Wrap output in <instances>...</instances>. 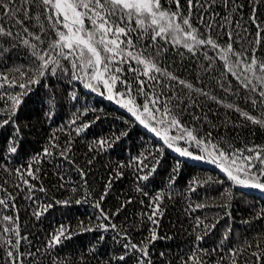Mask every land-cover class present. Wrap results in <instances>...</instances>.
Returning <instances> with one entry per match:
<instances>
[{
	"label": "snow or ice",
	"instance_id": "6c2138e0",
	"mask_svg": "<svg viewBox=\"0 0 264 264\" xmlns=\"http://www.w3.org/2000/svg\"><path fill=\"white\" fill-rule=\"evenodd\" d=\"M217 8L221 11H213ZM262 9L264 0H0V65L8 69L0 71V161L19 159L26 135L35 129L32 120L25 121L23 116H35L42 128L50 130L41 136L39 151L22 163L13 167L0 164L13 177L12 187L23 189L26 199L34 203L33 215L38 218L54 205L90 202L93 216L88 217L87 225L79 220L76 226L80 232H101L88 251L95 254L109 232L115 234L113 243L119 246L99 264H153L150 245L159 238L158 217L163 215L166 190L170 197L189 161H203L214 166L219 176L189 180L188 192L218 184L223 189L220 203L211 206L220 212L210 217L188 213L194 243L181 264H208L209 251L220 253L215 264H239L240 257L253 248V264H259L264 259V229L254 242L232 246L236 239L232 205L233 186L264 191V143L236 147L227 129L244 123L264 129V11L258 15ZM17 60L25 63L17 64ZM186 65L192 69L191 77L185 75ZM93 94L114 106L115 123L107 133L85 140L92 156L85 158L86 165L90 168L100 155L115 151L128 140L139 139L142 146L134 155L129 147L125 159L110 160L99 191L89 184V171L72 157L74 142L87 137L101 115H109L104 106L88 102ZM209 103L235 112L239 119L225 116L213 123L210 117L218 113L208 108ZM64 107L70 110L69 118L58 121ZM89 113L92 119H82ZM220 127L225 134L218 132ZM47 160L71 162L81 177L77 185L71 176L65 179V171L58 170L60 186L69 195L52 197L51 203L36 196L37 191H47L42 181L32 182L40 180V165ZM123 169L132 171L135 192L150 201L148 213L140 216L152 227L148 236L138 240L131 233L139 223L117 224L112 210L103 206L113 178L124 176ZM162 172L167 173L166 183L161 181L164 187L153 188ZM6 185L7 180L0 184L4 213L0 216V264H25V255L32 257L33 253L21 250L27 234L22 235L19 210L7 214L15 195ZM133 199L129 194L119 201L115 213ZM185 203L193 210L209 207L190 199ZM225 217V226L217 233ZM255 220H264V206L241 222L250 226ZM74 234L70 223H60L49 234L45 250L62 245ZM207 235L218 236V248H199ZM39 252L37 249L36 254Z\"/></svg>",
	"mask_w": 264,
	"mask_h": 264
},
{
	"label": "trees",
	"instance_id": "16d2710c",
	"mask_svg": "<svg viewBox=\"0 0 264 264\" xmlns=\"http://www.w3.org/2000/svg\"><path fill=\"white\" fill-rule=\"evenodd\" d=\"M213 11L221 10L217 8ZM245 11L247 12V10ZM262 11H264V9L258 11V15H260ZM205 16H207V13ZM16 63L22 64L25 62L23 60H17ZM185 67L188 68L187 65ZM7 70L6 67L0 65V71ZM185 75L191 77L192 69L188 68ZM87 91V89L84 90L85 93H87ZM81 99H84L83 95ZM88 102L90 104L95 102L94 106H104L109 115L107 118L101 115V120L91 126L88 136L82 137L80 140L74 142L75 151L72 157L76 161V164L85 167V170L89 171L90 174L86 178L92 188L99 191L104 181L107 179L110 160L125 159L128 155L127 149L129 147L131 148V154L134 155L137 153V148L142 146L140 145L139 139H136L134 142L128 140L125 142V145H122L115 151L100 155L89 168L85 163V158L91 159L92 156L88 154V150L85 147V140H90L94 134H105L109 131V125L115 123V121L112 120V113L115 111V108L114 106H110L106 100L94 94L88 96ZM241 106L243 107V105ZM32 107L36 106L33 105ZM208 108L212 109L213 113H218V116L213 115L210 117L213 123H219L225 116L232 121L239 119L238 114L226 110L222 106L209 103ZM69 112L70 110L68 108H61L57 120L60 121L61 117L67 120L69 118ZM116 114L119 115L121 113ZM22 118L25 121L31 119L36 127L32 132L26 135L20 158L10 161H0V164L7 162L9 167H13L16 164L22 163L28 155H31L35 151H39L40 144L43 143L41 136L50 131L47 126L42 128L41 125L36 122L35 116L28 117L25 115ZM82 119H92V114L89 113L86 117H82ZM55 126L56 125H53V127ZM218 132L220 134H225V129L220 127ZM213 134L216 135L217 133ZM57 135H61V133L58 132ZM227 135L232 137V142L236 147H241L250 143H264V129L250 126L247 123H244L240 127L229 125ZM2 144L3 140L0 139V145ZM171 159L172 156L169 155V161H171ZM40 168L41 171L38 173L40 180H33L32 182L39 184L42 181L43 187L47 189L46 192L42 193L37 191L36 193V196L42 202L51 203L52 197L63 199L69 195V191L60 186L61 181L57 175L58 170L65 171V179L71 176L72 180L75 181L77 185L80 184L81 177L76 173L75 167L71 165V162L62 160L53 162L52 160H47L42 162ZM123 171L124 176L118 179L115 177L113 178L114 182L112 188L103 206L106 210H112L114 213L113 222L117 224H121L125 221L139 223V228L131 233L133 238L138 240L148 236L149 229L152 227L147 219L142 220L140 216L141 213H148L150 201L148 198L139 196L135 192L132 171L130 169H123ZM207 175L217 177L219 176V171L210 163L199 161L193 164L189 161V166L183 169L179 182L173 186L170 197L167 195L166 190L165 199L161 202L163 215L158 217L160 221L157 228L159 238L150 245V256L152 257L153 264H181V258H186V254L190 250V245L194 243L193 229L190 228L192 217L188 215L189 212L192 213V216L199 215L209 217L220 212L219 208L211 206L220 203L219 192L223 189L220 188L218 184L198 186L194 194L188 192L187 182L189 180L205 179ZM5 180H7V190L15 195L14 206L7 214L13 215L17 209L19 210V224L22 235L25 233L27 234L26 238L21 240V250L25 253H33L32 257L25 255V264H34L35 261H39V264H83L85 260L87 264H99L100 260L108 259L107 253H111L114 249L119 247L113 243L115 234L109 232L104 234L105 239L99 242V247L95 251V254L88 251L91 244L97 243V238L101 235V232H80L76 226L79 220H84L85 225H87L88 217L93 216L95 209L90 202L71 204L68 206L54 205V209H49L42 216L37 218L33 215L35 211L34 203L26 199L27 193L23 189L12 187L13 177L5 173L3 168H0V184H4ZM162 180L166 183V172H162L156 177L153 188L164 187V183L161 182ZM70 186L71 185H68L67 187ZM215 189H218V191ZM145 191H147V189H145ZM233 192L236 195L234 197L235 202L232 205V222L236 239L233 240L232 246L235 247L245 244L246 242H254L258 232L264 229V220H255L250 226H245L241 222L243 219H247L249 215L254 214L255 210L264 206V191L252 187L245 188L243 186H233ZM129 194L133 195V201L125 205L120 213H115V208L120 206L119 201L126 199ZM241 196H243V199L240 198ZM189 199L194 202L207 203L209 207L195 210L190 209L185 203V201ZM140 200H144V204H141ZM3 214V210L0 209V216ZM226 221L227 218L225 217L224 220L218 224L217 233L223 230ZM60 223H70L75 234L69 240H65L62 245L45 250V244L49 234ZM217 239L218 236L207 235L204 240L199 242L198 246L201 249L209 250L214 247L218 248L219 245L216 243ZM37 249L40 250L39 255L36 254ZM251 251H255V248L250 249L247 255L241 256L239 264H243L244 260H247L248 264H253ZM161 252L164 253L163 257L160 256ZM2 256L3 248L0 247V258H2ZM81 257H83V260ZM219 257L220 253H212L209 251L206 259L208 260V264H215V260L219 259ZM259 264H264V259H261Z\"/></svg>",
	"mask_w": 264,
	"mask_h": 264
},
{
	"label": "water",
	"instance_id": "95a60500",
	"mask_svg": "<svg viewBox=\"0 0 264 264\" xmlns=\"http://www.w3.org/2000/svg\"><path fill=\"white\" fill-rule=\"evenodd\" d=\"M252 188H254V187H252Z\"/></svg>",
	"mask_w": 264,
	"mask_h": 264
}]
</instances>
